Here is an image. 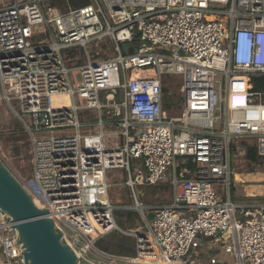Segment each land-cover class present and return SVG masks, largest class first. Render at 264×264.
<instances>
[{
	"label": "built area",
	"instance_id": "1",
	"mask_svg": "<svg viewBox=\"0 0 264 264\" xmlns=\"http://www.w3.org/2000/svg\"><path fill=\"white\" fill-rule=\"evenodd\" d=\"M54 1L0 0V86L32 159L31 177L19 182L80 257L198 264L212 239L228 259L210 264H264V204L231 194L232 164L250 147L264 166V92L252 90L264 76V0H64L65 10ZM133 70L156 79L132 80ZM169 77L181 80L180 117L165 109ZM132 159L142 161L137 179ZM115 171L128 174L131 206L111 199ZM167 182L171 203L141 202L138 187ZM120 209L139 215L137 228H120ZM115 230L136 239L135 256L96 246ZM16 242L0 213V264H24Z\"/></svg>",
	"mask_w": 264,
	"mask_h": 264
},
{
	"label": "rangeland",
	"instance_id": "2",
	"mask_svg": "<svg viewBox=\"0 0 264 264\" xmlns=\"http://www.w3.org/2000/svg\"><path fill=\"white\" fill-rule=\"evenodd\" d=\"M9 1L14 2V0H9ZM139 47H140V40L136 41L135 43V49L138 50ZM135 72L137 78L156 77V73L154 70H143V71L135 70ZM180 87H181L180 78H176V77L165 78V88L168 89V97L171 98V101L175 106L173 109L167 110L169 117H180L182 111ZM13 107H15V104H13ZM85 118L88 120V123H92V122L94 123L95 121V116L94 114H92V112H87ZM97 130L98 129L95 126L91 128L92 133H96ZM115 130L116 128H111V127H108L106 129L108 133H112V131ZM0 158L3 161V163L6 165V167L11 171V173L17 179L24 180L31 177L32 159L30 154V144L28 141V136L26 135L23 127L21 126L15 112L13 111V108H11L9 103L7 102L1 86H0ZM249 162L250 161L247 159V157H243L237 166L232 164L233 172L235 174L264 173V166H259V165L250 166ZM131 166H132V176L134 179H137L138 171L143 169L142 161L132 159ZM171 171L172 168L169 169L168 172L169 177H171ZM254 175L255 177L257 176L258 178L264 177L263 174H254ZM127 178H128V174L120 171H115L110 176V182H111L110 196L115 205L131 206L133 204L130 190L126 186ZM166 186L167 183L160 185L159 187L161 188L156 193L153 192L152 188L138 187V193L141 202L144 204H156V205L169 203L171 200L170 185L168 184L167 188ZM224 187H225L224 195L222 194L221 196L222 201L226 200V197L228 196L227 186ZM221 193L222 191L220 189V195ZM231 194L233 201L236 203L239 204H245L249 202L257 203L254 202V200L252 201L249 199H245L243 197V189L241 187H239L238 190H235L234 187L232 186ZM120 210H126V209H120ZM136 224L138 227L139 221H137ZM124 231H128V230H124ZM215 247L220 249L219 257L221 259L223 260L228 259L227 255L225 254L224 247L222 245L216 244ZM211 248H212L211 246H204L202 248L197 261L198 264L211 263V259L215 257V255L212 256V254L209 252ZM201 255L204 257L201 258ZM86 258L95 264L98 263L105 264V262L107 261L104 258L99 257V255L93 253V251L89 252L86 255Z\"/></svg>",
	"mask_w": 264,
	"mask_h": 264
},
{
	"label": "water",
	"instance_id": "3",
	"mask_svg": "<svg viewBox=\"0 0 264 264\" xmlns=\"http://www.w3.org/2000/svg\"><path fill=\"white\" fill-rule=\"evenodd\" d=\"M124 48L130 53L134 51L133 47ZM0 213L17 235L16 244L21 245L24 264H95L76 253L64 232L48 217L49 211L37 203L1 158Z\"/></svg>",
	"mask_w": 264,
	"mask_h": 264
},
{
	"label": "trees",
	"instance_id": "4",
	"mask_svg": "<svg viewBox=\"0 0 264 264\" xmlns=\"http://www.w3.org/2000/svg\"><path fill=\"white\" fill-rule=\"evenodd\" d=\"M69 4L72 7H81L90 3V0H68ZM54 5H57L62 10L66 9L67 4L64 0H56L53 2ZM135 77V76H133ZM252 90L254 92H264V76L254 77ZM165 109H173L174 104L171 101V98L168 97V89L165 88ZM247 159L250 161V166L261 165L262 158L258 156L256 148L250 147L248 149ZM191 168H195L194 164H190ZM253 169V168H252ZM165 187V186H162ZM168 187V184L166 188ZM161 187L154 186L152 190L156 193L160 190ZM115 216L118 222V225L123 230H131L137 228L136 222L140 220L139 215L136 212L129 210H117ZM96 246L103 252L107 254H112L115 256L121 257H133L136 255V239L134 237L123 234L122 232L115 230L110 234L100 238L96 242ZM204 256L201 255V258Z\"/></svg>",
	"mask_w": 264,
	"mask_h": 264
},
{
	"label": "crops",
	"instance_id": "5",
	"mask_svg": "<svg viewBox=\"0 0 264 264\" xmlns=\"http://www.w3.org/2000/svg\"><path fill=\"white\" fill-rule=\"evenodd\" d=\"M239 174H240V176L242 175L244 177H245V175L252 176L254 174H263L264 175V173H246V174L239 173ZM235 178H236V176H235ZM258 179L259 178L256 179V178H252V177L251 178H242L241 181H237L236 180V183L234 184L233 187H234L235 190H238L239 187H241L243 189V197L245 199H249V200H252V201L254 200V202H257V203H254V204H261V203L264 204V185H263L264 184V177H263V180H258ZM167 184H169V183L167 182ZM149 188H152V187H149ZM253 189H258V190H253ZM170 193H171V200H170L169 203H171L172 199H173V192H172V188L171 187H170ZM239 197H241V196H239ZM256 200H258L260 202H258ZM169 203H167V204H169ZM249 203H251V202H249ZM149 205H156V204H149ZM159 205H164V204H159ZM216 244L217 243L214 240L207 239V240L203 241L202 248L204 246H211L212 248L210 249L209 252L212 254V256L215 255V257H213L212 259L216 258V259H219V260H223V259H221L219 257V250L220 249L215 247ZM202 248H201V250H202ZM207 255H208V253H207ZM212 259H211V261H212Z\"/></svg>",
	"mask_w": 264,
	"mask_h": 264
},
{
	"label": "bare ground",
	"instance_id": "6",
	"mask_svg": "<svg viewBox=\"0 0 264 264\" xmlns=\"http://www.w3.org/2000/svg\"><path fill=\"white\" fill-rule=\"evenodd\" d=\"M133 76H135V77H133ZM131 79L132 80H153V79H156V77L155 78H137L136 77V72H135V70H133L132 72H131ZM62 99H66L67 100V97H57L56 99H55V101L56 102H60V100H62ZM258 178L257 176L255 177V175H252V176H250V175H245V177L244 176H240V174L238 175V174H236V180L237 181H241L242 180V178ZM258 180H263V178H259ZM255 188V187H254ZM259 188V187H258ZM252 190V189H251ZM250 190V191H251ZM253 190H255V189H253Z\"/></svg>",
	"mask_w": 264,
	"mask_h": 264
},
{
	"label": "clouds",
	"instance_id": "7",
	"mask_svg": "<svg viewBox=\"0 0 264 264\" xmlns=\"http://www.w3.org/2000/svg\"><path fill=\"white\" fill-rule=\"evenodd\" d=\"M245 102H246V100H245Z\"/></svg>",
	"mask_w": 264,
	"mask_h": 264
}]
</instances>
